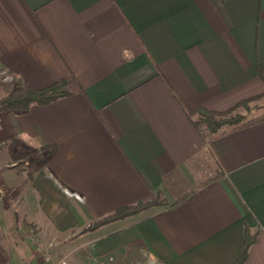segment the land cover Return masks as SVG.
Listing matches in <instances>:
<instances>
[{"label": "crops", "instance_id": "0c3cea01", "mask_svg": "<svg viewBox=\"0 0 264 264\" xmlns=\"http://www.w3.org/2000/svg\"><path fill=\"white\" fill-rule=\"evenodd\" d=\"M257 65L264 0H0V97L70 91L0 112V141L56 147L0 163V264L47 242L55 264H236L245 224L264 264V120L209 140L193 113L261 94ZM137 201L158 203L82 231Z\"/></svg>", "mask_w": 264, "mask_h": 264}, {"label": "trees", "instance_id": "16d2710c", "mask_svg": "<svg viewBox=\"0 0 264 264\" xmlns=\"http://www.w3.org/2000/svg\"><path fill=\"white\" fill-rule=\"evenodd\" d=\"M256 71L264 81V67L257 65ZM66 84L67 81L59 80L39 89L32 90L24 88L18 92L17 90H13L9 93V95L0 100V112H23L26 111L31 104H47L57 98L69 95L70 91L66 89ZM263 95L264 91L259 95L239 101L236 105L225 111H211L204 108H197L193 112L196 114V119L194 121L195 125L203 136L207 137L209 140H212L213 138L225 132L262 121L264 120V112L257 116L247 118L243 113L239 112L238 109L247 102L255 100ZM40 148L46 157L53 154L56 150V147L53 144L44 145ZM156 203L158 202L137 201L132 204L122 205L116 208L112 213L101 217L92 225L84 227L82 231L92 230L111 221L136 214L153 206ZM257 234L258 228L251 229L248 225H244L243 237L237 255L236 264H244L248 249L251 244L255 242Z\"/></svg>", "mask_w": 264, "mask_h": 264}, {"label": "rangeland", "instance_id": "374dc122", "mask_svg": "<svg viewBox=\"0 0 264 264\" xmlns=\"http://www.w3.org/2000/svg\"><path fill=\"white\" fill-rule=\"evenodd\" d=\"M7 95L0 97V100L6 97ZM244 105H246V107H244V109L239 108L238 109L239 112L243 113L247 118L257 116L264 112V95L255 100L249 101L247 102V104H244ZM44 158H46V156L42 152L41 148L38 149V148H31V147L16 146L15 142L11 140L0 141V163L6 164V165L14 164L15 167H18V168H22L26 164L32 168H36L40 163H42ZM5 167L8 168L9 166H5ZM2 202L5 206L4 211L6 210V206L7 207L9 206L7 210L8 215L14 218V220L17 218L16 219L17 221L15 222V227H14L15 231H17L18 230L17 222L18 220L21 219V215L20 213H18L20 211L16 209L17 201L12 200L11 197H9L7 194H4ZM18 204L21 205V203H18ZM95 221L90 222L88 225H92L93 223H95ZM37 244H41V242H38ZM52 246H53V242L45 243L44 249L42 248L38 255L40 260L44 264H55L57 263L56 261H58V263L60 262L59 260H56L53 254L50 252L51 251L50 248Z\"/></svg>", "mask_w": 264, "mask_h": 264}]
</instances>
